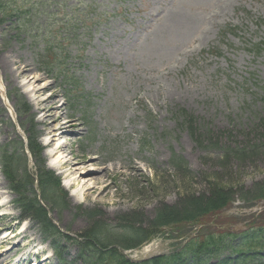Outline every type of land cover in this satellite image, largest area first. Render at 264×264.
I'll return each instance as SVG.
<instances>
[{
	"label": "rangeland",
	"instance_id": "1",
	"mask_svg": "<svg viewBox=\"0 0 264 264\" xmlns=\"http://www.w3.org/2000/svg\"><path fill=\"white\" fill-rule=\"evenodd\" d=\"M96 1L107 15L77 56L84 37L67 27L60 31L46 0H0V79L30 136L45 186L56 190L45 200L59 230L45 225L37 206L22 205L24 188L10 187L0 163V200L9 201L0 207V214L7 212L0 228L11 226L0 230V238L14 232L10 243L0 244V253L27 228L23 246L0 264H14L32 249L40 254V264H87L76 237L100 250L96 264H109L121 251L139 258L150 247L168 246L164 238L177 231L192 233L186 220L203 216L224 224L223 203L239 206L264 197V0ZM225 22L236 27L235 33L223 28ZM204 28L205 41L197 36ZM194 43L216 48L218 58L199 47L187 52ZM62 59V68L76 81L69 86L61 75ZM33 76L40 77L35 85L48 84L35 95L28 90ZM54 93L53 106L64 104L58 109L60 122L64 116L80 122L68 130L75 133L74 155L95 158L98 168L121 165L107 170L110 185L100 199L92 190L85 201H75L64 186L65 174L51 166L48 149L54 146L43 144L50 135L36 101ZM4 147L19 157L15 172L23 175L19 136L0 101V150ZM172 222L180 225H168ZM132 232L144 242L152 240L138 245ZM248 233L226 235L218 247L203 248L198 259L264 264V244L242 250ZM28 239L31 245H25Z\"/></svg>",
	"mask_w": 264,
	"mask_h": 264
},
{
	"label": "bare ground",
	"instance_id": "2",
	"mask_svg": "<svg viewBox=\"0 0 264 264\" xmlns=\"http://www.w3.org/2000/svg\"><path fill=\"white\" fill-rule=\"evenodd\" d=\"M3 63L8 64V61L5 59ZM0 67L1 69L3 68L2 65H0ZM32 79L33 82L29 83L28 89L29 92L33 93L31 95L40 93L48 87V84L39 86L35 85L40 80L39 76H33ZM0 92L4 93V86L1 81ZM55 96L56 93L36 101L37 110L42 112V117L40 118L41 123L45 125V132L50 135V137L45 138L43 144L46 146L53 144L54 146L53 149H48V155L52 158L50 161L51 166L53 168H59L61 172L65 174L64 186L72 189L71 195L75 201H85L92 190H98V198L100 199L106 194V189L110 185V183H108L106 179L107 170H118L119 168H121V165L116 166L115 164H111L98 168L97 165H99V162L95 161V158H80L77 155H74L72 149L70 148V144L71 141L75 138V133L70 134L68 130L77 129L75 127H78L80 125V122L77 121L79 119L65 117L64 115V120L60 122L61 114L59 113L58 109H60L64 104L53 106L52 103ZM62 132L67 133L64 143L60 142V136ZM66 149H68L67 154L65 151ZM134 167L136 168V166H133V168ZM98 198H96V200H99ZM109 201H115V199H109ZM7 202L9 201L0 200V207L5 206ZM3 214H7V212ZM8 215L10 216V220L15 217V215L11 213ZM4 228L11 229V226H3L0 228V230ZM26 230L27 228L19 232L21 234L23 233L21 239L25 236ZM13 233L14 232L11 231L10 233L3 235L0 238V244L10 243V240L14 237ZM20 240L16 241L13 244H10L6 249L3 250V252L0 253L1 263H5L19 250L20 247L23 246L20 243ZM30 242L31 240L28 239L25 245L29 244ZM29 245H31V243ZM18 262H21V260L17 259L14 264H18ZM40 263L41 261L39 260L36 264Z\"/></svg>",
	"mask_w": 264,
	"mask_h": 264
},
{
	"label": "trees",
	"instance_id": "3",
	"mask_svg": "<svg viewBox=\"0 0 264 264\" xmlns=\"http://www.w3.org/2000/svg\"><path fill=\"white\" fill-rule=\"evenodd\" d=\"M20 144V142H19ZM30 144H31V140H30ZM31 150L33 151L32 147ZM34 153V151H33ZM19 157L15 156V154H9V151L7 149V147H4L0 150V163L2 166V171L4 174V177L7 179V182L9 183L10 187L12 189L18 188L19 189H23V192L25 194V196L23 195L22 199L20 200L22 205L27 204L30 205L31 207L33 206L34 208L37 206L38 208V212L40 214L44 213L43 215L45 216V210L40 206L35 192L32 189V186L30 185V183L28 182L27 174H26V170L24 169V173L23 175L20 176L19 173L15 172V168L16 171L18 170L17 168V161ZM41 173V172H40ZM47 182V181H46ZM40 184H41V191H42V197L45 198L46 196L52 198L54 197L53 195H56V190L55 188H51L49 189L48 186H45L46 183L45 181L43 182V179L41 178V174H40ZM53 194V195H52ZM259 198H264V197H259ZM255 199V198H252ZM249 199V200H252ZM248 200V199H247ZM58 205L62 206V201H60V199H56L55 200ZM229 202L226 201L225 203H223L220 207V209H222L223 207H225ZM203 216H196L190 220H186V222L184 223H189V224H196L199 221H202ZM45 225H47V227L49 229H51L53 232H56L57 230L55 229V227L48 221V219H46L45 216ZM173 223V224H172ZM169 223L168 225H174V226H178L179 224H176L177 222H172ZM176 230H178V228L176 227ZM133 231H137V230H133ZM178 232V231H177ZM253 232V233H251ZM251 234H247L245 237V240L242 242L241 248L242 250L244 249L245 251L249 250V249H255L256 245L258 244H264V226H254L253 230L251 231ZM135 233V234H134ZM133 236L131 239H134L137 237V239L139 240V244L140 245L142 242L145 241V238L141 237L140 235L137 234V232H132ZM227 235V233H221V234H213V235H209V236H205V237H199V238H195L193 239L181 252L172 255V256H167V257H163V258H155L152 259L148 262H142V263H133L131 261L128 260V258L125 256V254L121 251L119 256H115V260H109V264H175L174 262L182 260V264H200L203 259H198V257H200L199 255H204L203 252V248H205V250H210L212 248V246L218 247L217 244L218 242ZM100 238H102L101 240L105 239L103 236H99ZM74 242L77 243V245H79L81 251H80V256L82 257V259L84 261H86L87 264H96V262L98 261V257H100L101 252L100 250H98L95 246L94 247H90V245H87V243H80L76 240H73ZM205 244L202 248L201 245ZM128 247V248H124L121 247L122 250H126V249H131L134 247ZM216 250V249H215ZM91 262V263H88Z\"/></svg>",
	"mask_w": 264,
	"mask_h": 264
}]
</instances>
